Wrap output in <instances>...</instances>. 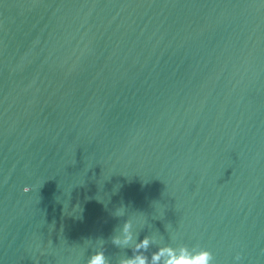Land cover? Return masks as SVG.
I'll list each match as a JSON object with an SVG mask.
<instances>
[{"label": "water", "instance_id": "obj_1", "mask_svg": "<svg viewBox=\"0 0 264 264\" xmlns=\"http://www.w3.org/2000/svg\"><path fill=\"white\" fill-rule=\"evenodd\" d=\"M127 219L264 264V0H0V264H118Z\"/></svg>", "mask_w": 264, "mask_h": 264}, {"label": "clouds", "instance_id": "obj_2", "mask_svg": "<svg viewBox=\"0 0 264 264\" xmlns=\"http://www.w3.org/2000/svg\"><path fill=\"white\" fill-rule=\"evenodd\" d=\"M31 189L25 187L23 191L29 192ZM123 210H118L117 216H123ZM133 225L131 219L124 221L119 229V234L111 237V243L124 249H131L132 255L122 256L118 264H213V254L204 248L193 252L188 248H180L179 250L171 245L155 246L156 250L150 254L149 249L153 247V237L146 235L143 239H139V234H133ZM100 243H103L101 239ZM240 255L235 257L236 261L240 260ZM87 264H110L109 258L103 251H95L88 257Z\"/></svg>", "mask_w": 264, "mask_h": 264}]
</instances>
